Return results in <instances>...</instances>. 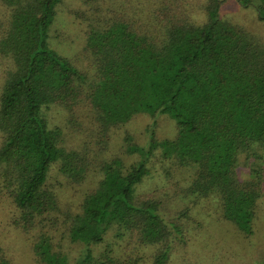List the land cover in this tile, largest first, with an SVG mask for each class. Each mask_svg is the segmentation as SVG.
<instances>
[{"label":"trees","instance_id":"trees-1","mask_svg":"<svg viewBox=\"0 0 264 264\" xmlns=\"http://www.w3.org/2000/svg\"><path fill=\"white\" fill-rule=\"evenodd\" d=\"M63 2L0 0V205L37 264H205L195 243L212 212L253 236L263 41L220 17L223 0H82L69 14L85 46L69 58L48 41Z\"/></svg>","mask_w":264,"mask_h":264},{"label":"rangeland","instance_id":"rangeland-1","mask_svg":"<svg viewBox=\"0 0 264 264\" xmlns=\"http://www.w3.org/2000/svg\"><path fill=\"white\" fill-rule=\"evenodd\" d=\"M251 6H243L236 0H223L220 17L233 24L245 28L250 33L259 37L264 43V19H261L257 7H261L264 15L263 0H249ZM82 0H64L59 8L56 22L50 29L49 45L62 56L75 58L84 48L85 41L81 26L69 14L70 10L81 7ZM53 120L59 123L64 122L62 114L56 110L52 113ZM151 119L139 117L131 122L128 129L136 136L143 132L145 126ZM157 136L160 139L172 137L175 134L174 122L167 115L158 116ZM123 131L116 134L115 144L120 140ZM244 178L249 176L244 174ZM161 181V178L158 177ZM158 180H150V186L155 187ZM163 181V180H162ZM161 181V182H162ZM64 183L63 178L53 171L50 177L51 184ZM87 185V184H86ZM85 185V186H86ZM82 187L83 189L85 188ZM147 187L143 188V191ZM64 198L71 204L76 203L80 194L74 190L62 191ZM150 194V193H149ZM205 231L196 241V250L206 254L207 264L211 261V252L219 255V264H264V198L260 201L257 210V218L254 221L253 236H245L234 224L219 220L212 212L210 216H205ZM9 205L4 202L0 205V248L12 259V264H37L31 244L27 237L20 231L15 230L10 224Z\"/></svg>","mask_w":264,"mask_h":264}]
</instances>
